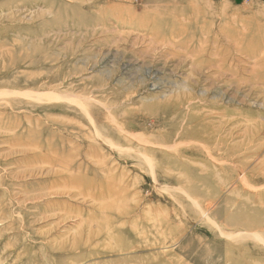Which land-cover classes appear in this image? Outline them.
Segmentation results:
<instances>
[{
	"label": "rangeland",
	"instance_id": "374dc122",
	"mask_svg": "<svg viewBox=\"0 0 264 264\" xmlns=\"http://www.w3.org/2000/svg\"><path fill=\"white\" fill-rule=\"evenodd\" d=\"M0 91V264H264V0H0Z\"/></svg>",
	"mask_w": 264,
	"mask_h": 264
},
{
	"label": "bare ground",
	"instance_id": "6f19581e",
	"mask_svg": "<svg viewBox=\"0 0 264 264\" xmlns=\"http://www.w3.org/2000/svg\"><path fill=\"white\" fill-rule=\"evenodd\" d=\"M214 56H215V55H214ZM195 68H196V67H195ZM79 74H80V73H79ZM51 86H52V85H51ZM104 89H105V88H104ZM99 90H100V89H99ZM17 93H18L17 91H16V93L14 92V94H17ZM0 94H3V95L5 94V95H6L7 92L5 93L4 91H0ZM20 94H21V93H20ZM20 94H19V95H20ZM22 94H23V93H22ZM22 94H21V96H22ZM29 95H37V96H36L37 98H41V97H42L43 99H47V100H51V99H53V98L56 99V100H61V99H66V98H67V97H64V98H63V97H58V96L55 97V95L53 96V95H51V94H50V96H49V95H41V96H40V95H38V94H31V93H30ZM1 96H2V95H1ZM68 99H69V98H68ZM89 99H90V98H89ZM47 100H46V101H47ZM69 100H70V99H69ZM79 100H80V99H79ZM83 100H84V99H83ZM84 101H85V100H84ZM91 101H92V100H90V102H91ZM101 106H103V105H101ZM113 106H114V105H113ZM76 107H77V106H76ZM84 109H85V108H84ZM107 110H108V109H107ZM82 112H83V111H82ZM106 113H107V112H106ZM38 117H39V116H38ZM89 119H90V118H89ZM91 126H92V125H91ZM93 126H94V125H93ZM119 130H120V129H119ZM94 131H95V130H94ZM96 133H97V132H96ZM98 135H99V134H98ZM127 135H128V134H127ZM62 136H63V135H62ZM84 136H85V135H84ZM133 140H134V139H133ZM134 141H135V140H134ZM137 141H138V140H137ZM207 141H208V140H207ZM172 143H173V142H172ZM226 146H227V145H226ZM172 149H175V148H172ZM166 150H167V149H166ZM206 153H207V152H206ZM206 156H207V155H206ZM212 158H213V157H212ZM150 162H151V161H150ZM212 162H213V161H212ZM213 163H214V162H213ZM215 163H216V162H215ZM149 166H150V165H149ZM151 167H152V166H151ZM151 169H152V168H151ZM167 170H168V168H167ZM27 175H28V174H27ZM240 175H242V174H240ZM89 177H90V176H89ZM242 177H243V176H242ZM69 178H70V177H69ZM69 178H68V179H69ZM242 181H243V180H242ZM73 182H74V181H73ZM99 182H100V181H99ZM242 184H243V183H242ZM94 185H95V184H94ZM96 185H97V184H96ZM99 186H100V185H99ZM17 216H18V215H17Z\"/></svg>",
	"mask_w": 264,
	"mask_h": 264
}]
</instances>
